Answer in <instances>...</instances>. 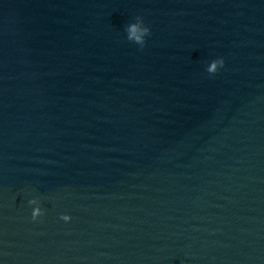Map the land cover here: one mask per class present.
Returning <instances> with one entry per match:
<instances>
[{"label":"water","instance_id":"1","mask_svg":"<svg viewBox=\"0 0 264 264\" xmlns=\"http://www.w3.org/2000/svg\"><path fill=\"white\" fill-rule=\"evenodd\" d=\"M0 264H264V0H0Z\"/></svg>","mask_w":264,"mask_h":264},{"label":"clouds","instance_id":"2","mask_svg":"<svg viewBox=\"0 0 264 264\" xmlns=\"http://www.w3.org/2000/svg\"><path fill=\"white\" fill-rule=\"evenodd\" d=\"M123 31L125 34V38L143 48L146 42V38L150 36V27L148 24L145 23L144 19L137 15L134 18L130 19L124 26ZM223 67V63L221 58L215 57V58H208L207 62L202 67V72L207 76H213L215 75L221 68ZM27 203L29 205H32L31 209V215L32 218L35 219L37 216L41 215L44 211V209L41 208L39 203V197L32 196L28 199ZM63 219L67 220L68 217L64 216Z\"/></svg>","mask_w":264,"mask_h":264}]
</instances>
